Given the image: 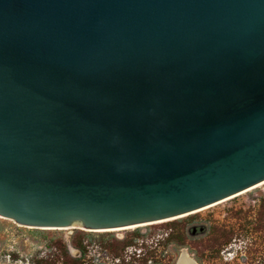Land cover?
I'll use <instances>...</instances> for the list:
<instances>
[{"label": "water", "instance_id": "obj_1", "mask_svg": "<svg viewBox=\"0 0 264 264\" xmlns=\"http://www.w3.org/2000/svg\"><path fill=\"white\" fill-rule=\"evenodd\" d=\"M263 181L264 0H0V215L110 231Z\"/></svg>", "mask_w": 264, "mask_h": 264}, {"label": "rangeland", "instance_id": "obj_2", "mask_svg": "<svg viewBox=\"0 0 264 264\" xmlns=\"http://www.w3.org/2000/svg\"><path fill=\"white\" fill-rule=\"evenodd\" d=\"M171 222L172 225H168ZM194 227L197 230L193 231ZM201 227L203 231L199 230ZM136 228L142 229L144 235L134 241L135 245L126 247L124 255L130 260L129 264H142L140 259L149 250L155 251L161 264H176L185 251L198 264L197 258H201L203 264H264V182L189 215L110 231L71 226L43 229L46 231L38 233L39 228L0 215V264H50L46 261L52 254L62 252L54 247L56 241L67 243L73 255L80 256L71 246L80 231L94 234L95 238H85L87 252L78 264H118L119 258L99 241L100 234L123 240L131 238ZM221 230L232 232L230 242H215ZM170 232L184 236L186 245L179 248L174 241L166 242ZM212 247L214 250L218 247L219 253L214 255ZM146 264H153L152 259Z\"/></svg>", "mask_w": 264, "mask_h": 264}, {"label": "trees", "instance_id": "obj_3", "mask_svg": "<svg viewBox=\"0 0 264 264\" xmlns=\"http://www.w3.org/2000/svg\"><path fill=\"white\" fill-rule=\"evenodd\" d=\"M168 225H172L168 224ZM169 228L171 226H168ZM193 231L197 230V228H192ZM199 230H204V228H199ZM46 230L43 229H38L37 232H43ZM110 234H100L99 241L103 245L104 248H108L111 254H113L116 258H119L118 264H129L130 260L127 261V257L124 255V251L126 247L135 245L137 239L142 237L144 233L142 232V229L136 228L133 231V236L128 239H123V240H118L116 238L108 237ZM232 232L231 231H226V230H221L220 232H217L214 240L216 243L220 244H226L230 242V240L233 238L232 237ZM85 238L89 239H94V234H91L89 232H82L80 231L78 236L72 241V247L76 250L77 253H80V256H74L73 253L70 250V245L67 243H63L62 241H56L54 244V247L61 249V254L54 253L52 254V257L50 258L49 262L50 264H78V262L86 255V245L84 244ZM166 242H175L179 248H182L186 245V241L184 236L181 234H176L175 232H170L168 233L166 237ZM144 244L142 243L141 246ZM215 247H212L214 255L219 253L220 249L217 247L214 250ZM215 251V252H214ZM146 256L140 259V262L142 264H146L147 261L152 259L153 264H161L160 260L156 258V254L154 250H149L146 254ZM199 264H203L201 258H197ZM41 263V262H40Z\"/></svg>", "mask_w": 264, "mask_h": 264}, {"label": "bare ground", "instance_id": "obj_4", "mask_svg": "<svg viewBox=\"0 0 264 264\" xmlns=\"http://www.w3.org/2000/svg\"><path fill=\"white\" fill-rule=\"evenodd\" d=\"M264 182V181H263ZM260 184H262V182L261 183H259V184H257L256 186H258V185H260ZM255 186V187H256ZM252 188H254V187H251V188H249V189H252ZM249 189H247V190H249ZM244 191H246V190H244ZM244 191H242V192H244ZM242 192H240V193H242ZM239 193V194H240ZM236 195V194H235ZM234 196V195H233ZM230 197H232V196H230ZM230 197H227V198H225V199H222V200H220V201H217L216 203H218V202H221V201H223V200H226V199H229ZM213 204H215V203H213ZM213 204H211V205H213ZM210 206V205H209ZM206 207H208V206H206ZM205 208V207H204ZM203 209V208H202ZM201 210V209H200ZM128 228V227H127ZM131 228V227H130ZM186 252V251H185ZM177 264V263H176ZM178 264H195L188 256H187V254L186 253H184L182 256H181V258H180V260H179V262H178Z\"/></svg>", "mask_w": 264, "mask_h": 264}, {"label": "flooded vegetation", "instance_id": "obj_5", "mask_svg": "<svg viewBox=\"0 0 264 264\" xmlns=\"http://www.w3.org/2000/svg\"><path fill=\"white\" fill-rule=\"evenodd\" d=\"M184 253H186L187 256H188V257H189V258H190L195 264H198L194 259H192V258L190 257V255H189L187 252H183V253L180 255V257H179V259H178V261H177V264H178V262H179L181 256H182Z\"/></svg>", "mask_w": 264, "mask_h": 264}]
</instances>
